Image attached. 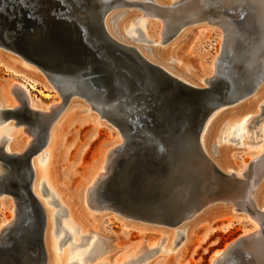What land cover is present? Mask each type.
<instances>
[{
  "label": "bare ground",
  "instance_id": "bare-ground-1",
  "mask_svg": "<svg viewBox=\"0 0 264 264\" xmlns=\"http://www.w3.org/2000/svg\"><path fill=\"white\" fill-rule=\"evenodd\" d=\"M17 1L23 5L29 3L36 7L61 9L67 17L68 13L79 16L82 27L75 26L70 17L67 19V22H71L70 26L72 31L74 30L73 35H76V40L92 38L97 47L102 43L106 51L123 64L126 63V56L133 58L143 68L144 75L134 89L111 95L110 93L105 95L104 92L96 95L93 90L112 87L106 85L105 81L99 82V77L93 71L98 65L96 64L98 58H102L100 52H97V55H87L84 53L85 50L81 49L84 59L68 63L60 77H57L25 57L22 54V48L13 42L15 36L9 37L6 34L7 31L0 30V48L36 66L45 76L47 83L56 89L63 102H66L42 107L32 98L31 91L35 90L33 85L29 86L26 82H13L9 86L0 83V127L2 128L0 129V166L2 168L0 196L4 198V201L11 202L9 207L12 210V217L0 222V248L8 247L10 238L16 234L18 239L12 251H19L18 253L13 251L11 253L13 257L0 254V264H42L39 253L41 249L45 253V264H65L64 260H53L50 251L52 246L62 247V251H59L62 254L68 247L71 260L67 264H138L132 263L138 256L123 259L121 262L110 261L116 254L107 255L114 251L118 254L121 248L112 245L111 239L91 232L86 223L79 222L73 217L68 201L65 200L66 196L61 191L59 180L52 170L53 150L61 137L62 126L67 123L68 116L73 113L88 114L89 111L97 114V117L92 115V119L99 126L108 125L116 138L113 143L115 146L103 155L101 166L86 188L85 202L93 218L97 217L95 213L105 217L109 212H113L122 216L123 222L128 220L137 222L134 223L135 225L141 224L137 226L140 229L136 227L135 229L144 233L147 229L151 231L160 227L172 229L171 233L162 234L161 239L170 246H176L181 235L184 234L187 237L191 227L210 210L211 206L218 202L232 203L236 206L232 208L234 212H243L245 216L242 217L245 220L249 222L252 220V227L246 229L243 236L227 246L225 250L217 251L212 257L211 264H227L228 254L241 240L252 247L247 245L250 248L247 249L248 253L251 250L261 257L260 255L264 253V166L253 183L244 181L242 178L246 177L249 169L251 171V163L264 157V137L260 142L250 143L249 132V129L261 120L260 117L258 118L260 112L262 110L264 112L263 36V43L252 49L247 57L239 60L235 58V61L241 63L242 69H240L224 63L223 56L230 48L228 43L233 39V29L217 10H208V0ZM12 3V0H4L3 7L7 10ZM121 10H137L141 13L127 20L125 27L130 21H134L135 24L125 33L123 29L121 30L122 21L128 18L129 13L116 12ZM10 15L12 17L13 14L10 13ZM146 20L151 21L146 24ZM204 25L221 30L220 40L223 49H226L213 59L209 73H202L198 78L195 76L188 78L185 69L180 70L176 63L186 69L188 66L175 58L173 61L174 46L169 44L183 40L192 28ZM87 26L91 29H87ZM87 30L90 32L89 35ZM122 33L124 36L121 35ZM150 36L157 38L158 42L151 40ZM126 40L137 45L129 44ZM151 44L168 46L161 54L153 49ZM79 47L82 48V46ZM9 59L10 65L7 66L12 73L32 81L26 71H20L12 65L14 61L16 62L14 58ZM102 66L113 70L108 64L103 63ZM234 78L238 81V85H235ZM175 86L178 88L179 95L173 93ZM23 95L25 100L22 98ZM25 103L29 108L46 113L44 116L47 119H44V125L35 123L36 121L31 118H24ZM228 105L234 106L233 110H240L242 114L239 113L236 117L231 115L232 113L222 116L214 114ZM250 107L252 109L247 110ZM209 111L212 113L201 128L204 114ZM233 118L236 119L229 127L236 121L239 120V122L230 130L227 129L222 144L228 142L245 151L250 150L246 154L252 158L251 162L246 161L236 168L229 165L226 161L227 151L221 149L216 142L220 126L226 120L231 121ZM12 122L13 125H11ZM15 128L18 130V138L24 140L20 147L16 144L17 140H13V135L8 134ZM257 128L261 135H264V119ZM139 151L145 156L142 161L145 159L148 161L144 168L147 172L144 175L148 177L146 181L148 186H136L141 196L138 204L147 206L151 203L150 208L154 215L124 206L123 202H117L115 192L112 191L117 171L123 170L129 178L131 173H134L135 170H131L137 164L136 155ZM31 154L30 165L33 170L31 193L43 212L45 224L41 247L33 246L30 249V261H25L23 254L26 251L25 240L27 241L28 236L26 234L21 237L17 231L21 221L31 225L34 222L32 218L24 214L26 207L33 209V202L26 197L20 185L23 184L20 181L21 175L27 171L25 158ZM118 158L121 159L117 160ZM154 172L157 176L153 175ZM188 176L189 178L200 177L201 193L197 195V202L193 206H181L177 212L176 206L186 200L182 194L185 189L182 183L185 180L188 184L186 181ZM109 177L112 178L111 182H107ZM11 180L19 186H9L8 183ZM130 180L132 182L133 178ZM236 181L241 183L240 189L234 188ZM102 188L104 192L99 191ZM129 192H131L130 189ZM167 209L173 212V216L174 213L176 214V221L166 220ZM161 211H163L162 215ZM130 225L132 224L125 222L123 228L128 231ZM229 227L230 225H227L225 230ZM154 247L155 245L150 251ZM161 248L159 252L162 255L173 250V248L167 249L166 245ZM16 254H19L21 258L16 259ZM143 257L139 264H149V258L144 254ZM259 264H264V259L259 260Z\"/></svg>",
  "mask_w": 264,
  "mask_h": 264
},
{
  "label": "rangeland",
  "instance_id": "rangeland-1",
  "mask_svg": "<svg viewBox=\"0 0 264 264\" xmlns=\"http://www.w3.org/2000/svg\"><path fill=\"white\" fill-rule=\"evenodd\" d=\"M207 3L209 11L217 10L220 16L224 17L232 26L233 39L229 41L228 46L230 47V50H226L227 52L224 54L223 59L227 66L229 65L230 67H233L232 63L235 61V58L239 60L243 57H247L252 49L263 43L264 0H208ZM116 12L129 13L127 14L128 18L122 21L123 26L121 27V30L123 29V33L135 24L134 21H130L125 27L127 20L134 15L141 14L137 10H121ZM148 21L150 22L151 20H146L145 23L147 24ZM111 27L113 29V26ZM123 33L121 34L122 36H124ZM220 34L221 30L212 29V27L210 28L204 25L203 27L192 28L183 40H177L169 44V46H174V52L172 53L173 61L175 58L188 66V69H186L176 63L180 70L184 68L188 73L186 77L192 78L195 76L198 78L202 73H209L213 59L217 54L222 53V51L226 49H223ZM150 39L158 42L157 38H153L152 36H150ZM126 42L133 44L134 46L137 45L130 40H126ZM16 44L28 53H38L39 51L36 46H33L28 42L23 44L17 40ZM167 46L168 45H152V48L163 54V51ZM45 56L47 55L45 54ZM8 57L14 58L16 62L14 61L12 65H15L17 67L15 68H19L18 70L20 71H26L29 78H32V81H29L28 79L26 80L12 73L7 66L10 65V63H8V61H10ZM241 67L242 66L239 68L242 69ZM13 82H26L29 86L33 85L35 90L31 91L32 98L39 106L47 107L58 102L63 104L66 103L61 99L60 93L47 83L45 76L36 66L26 62L20 56L0 48V83L9 86ZM45 95L48 96L46 97ZM22 98L25 100L24 95ZM233 107L234 106L231 105L225 106L220 108V110L216 111L214 114L222 116L223 114L232 113L231 115H234L235 117L236 115L238 116L239 113L242 114L240 110L234 111L233 109H235V107ZM250 109H252V107L247 110ZM23 110L24 118L26 119L31 118L32 120H35L36 117L40 119L38 121L47 119L46 116H44L46 113L44 114L35 108H29L26 103ZM92 115L96 116L97 114L89 111L88 114L73 113L68 116L67 123H64V126H62L63 130L61 137L53 150L52 170L59 180L62 189L61 191L66 196L65 200L68 201L69 210L73 217L79 222L86 223L88 225V230L91 232L99 233L105 238L111 239L112 245H115L116 248H121V251H119L118 254L114 251L107 255L111 256L116 254L115 257H113V260H110L111 262H121L123 259H131V257L138 256L140 257L139 260L135 261L138 258L135 257L136 259L134 258L135 260H133L132 263L139 264L143 260H141V258H144V254L149 258V264H211L212 257L217 251L225 250L231 243L238 241L243 236L246 229L252 227V220L250 222L245 220L242 217L244 215L243 212H234L232 210V208L236 207L232 205V203L218 202L214 204V206H211L210 210L202 215L195 225L191 227L187 237L182 234L177 241L178 245L170 246L164 239H161V236L168 232L171 233L173 231L172 229L171 231L168 228L163 227V229L160 227V229L163 230L156 228L159 230L152 229L150 231V229H147L144 233L137 230L140 229L137 226H140L141 224L138 223L135 225L134 223L137 222L128 221L126 219V221L123 222L124 218L113 212H109L105 217H100V213H95L97 217L93 218L87 203L85 202L86 188L91 182L97 169L101 166L104 159L103 155L115 146L113 143L116 138L114 132L109 129L108 125L99 126L96 121L92 119ZM41 116L43 118H41ZM258 118L261 119L258 124L249 129L251 135L250 143L260 142L264 137L257 128V126L261 125L262 120L264 119L263 110L260 112ZM235 119L236 118H233L231 121L226 120L224 124L220 126L216 140L219 147L227 151L226 161L232 168H236L246 161H252V158L246 154L250 150L245 151L243 148H239L228 142L222 144V139L226 135L227 129L229 128L230 130L231 127L237 125L239 122L238 120L229 127ZM11 125H13V122ZM0 129L2 130L1 127ZM17 131L18 130L15 128L12 133L8 134L13 135V140H17L16 144L20 147L24 140L18 138ZM120 159L121 158H118L117 160ZM263 166L264 157L251 163L250 168H252V172L249 169L247 171L248 174L245 173V175L247 174L248 176L246 175V177H243L242 179L249 183H253V180L260 175ZM1 170L2 168L0 166V171ZM187 179L188 180L186 181L188 184L185 180L182 183L183 188H185L182 194L186 200L184 203L176 206L178 207L176 208L177 212L180 210L181 206H193L194 203L197 202V195L201 193L200 177L189 178L188 176ZM107 180V182H111L112 178L109 177ZM115 184L113 186H115ZM234 184V188L240 189L241 183L236 181ZM192 190H194V192ZM99 191L104 192V188ZM129 198H132L131 200L135 199L133 194H131ZM120 200L126 202V199L120 198ZM188 202L191 203L189 204ZM10 204L11 202L4 201V198L0 196V222L12 217ZM160 214L162 215L163 211H161ZM175 215L176 214L174 213V217H176ZM125 222L132 224L128 228V231L123 228ZM227 225H230V227L225 230ZM135 227L137 229H135ZM54 239L57 240L56 237H54ZM242 243L245 244L242 245ZM153 245H155V247L150 251ZM165 245L167 249L173 248V250L170 253L162 255L159 251L162 249L161 247ZM247 245L248 243L246 244L245 241L239 242L227 256V264H259V260L263 261L264 253L260 255L261 257H259L258 254L253 253L251 250L250 253H248L249 251L247 249H250L249 247L251 246L248 245V247ZM58 247L52 246L50 250L51 257H53L54 261H59L61 259L67 264L68 261L71 260V254L68 247L64 249V254L59 253V251H62V247ZM245 249L247 251H245Z\"/></svg>",
  "mask_w": 264,
  "mask_h": 264
},
{
  "label": "water",
  "instance_id": "water-1",
  "mask_svg": "<svg viewBox=\"0 0 264 264\" xmlns=\"http://www.w3.org/2000/svg\"><path fill=\"white\" fill-rule=\"evenodd\" d=\"M9 1V0H6ZM11 1V0H10ZM12 5L9 7V9H5L3 7L4 0H0V26L1 31H7V35L9 37H14L15 39L13 42L16 44L17 40L20 41V43H30L33 46H36L38 48V53H28L23 50V55L30 60L34 61L36 64H38L43 70L46 72L53 74L57 77H60L61 72L63 71L65 65H68V63L73 62V60H83L84 55L81 53V49H83L85 54L89 55H97V52H100L101 57L98 58V62L96 64L97 67L94 68V73L99 77L98 81H105L106 85L112 86L110 89H100V90H93L94 94L99 95L100 93L104 92L103 94L110 93H123L125 91H129L131 89L136 88L138 86V83L140 82V78L144 75L143 68L137 63L133 58L126 56L125 57V64L121 63V61L118 58H113L112 55H110L106 49L104 48V45L99 44V46H95L93 43L92 38L84 39L82 41L76 40L75 36L73 35V31L71 29V22H67L68 17H70L71 21L73 20V23L77 27H82L83 24L79 23V16L68 13V17L65 15V13L62 12L61 9H53V8H44V7H36L34 5H31L29 3H26L28 5L19 4L17 0H12ZM16 2V3H15ZM19 4V5H18ZM4 8V9H3ZM11 14L12 17H11ZM72 16V17H71ZM91 27L87 26V29ZM20 29V30H18ZM90 32L87 30V35H89ZM10 43V42H9ZM14 44V45H15ZM79 46H82L80 48ZM18 49V48H17ZM40 52V53H39ZM44 54V55H42ZM45 54L47 56H45ZM110 65L111 69H107L102 66V64ZM239 61H234L233 65L235 68H239L241 65ZM235 85H238V81L236 78H234ZM181 83V82H180ZM187 87H190L187 84H184ZM173 93L176 95H179L178 88L175 86ZM213 111V110H212ZM212 111L205 112L203 120L201 121L200 127L203 128L205 125L207 119L211 115ZM40 120L38 117L35 119V123L38 122L40 125H44L45 120ZM9 155V154H7ZM31 155H27L25 158L26 160V167L27 171H25L21 175L20 181L23 184L21 185V188L23 189V193L26 195L27 198L32 200V206L33 209L31 210L29 208L24 209V214H27L28 218H32L34 220L33 224L25 223V221H21L18 224V231L21 234V237L23 235L28 236L27 241L25 240L26 244V251L23 254V258L26 259L25 261H30V249L33 248V246L37 245L41 247L43 243V227L45 224V219L43 212L38 207L35 199L32 196L31 193V181H32V173L33 170L31 168ZM137 157V164L134 167L133 170L134 173H131L130 178H133L132 182L130 178L128 177L126 173L123 172V170L117 171V174L115 175V183L116 185L112 187V191L115 192V195L117 197V202H122L120 198L126 199V202H123L124 206L129 207L131 209H134L136 211H141L143 213H150L154 215V212L150 208V204L147 206L140 205L139 206V200L141 199L140 194L136 190V186H148L146 183L148 177H146L147 174L146 170L144 169L145 166L148 164V161L144 159V154L139 151ZM152 161V160H151ZM155 176L157 174L154 172ZM2 179L0 180V182ZM8 185L12 187L19 186L18 183L15 181H9ZM8 186V187H9ZM129 189L131 192H129ZM10 190V189H7ZM133 194L135 199L131 200L129 196ZM177 218L173 216V212H170L168 209L166 211V220L169 222L176 221ZM16 233V232H15ZM16 234L10 238L9 246L8 247H2L0 248V254L2 255H10L14 256L11 253L13 251L12 247L17 242ZM243 241V240H241ZM238 245L235 244L234 248ZM43 248V247H42ZM233 248V249H234ZM232 249V250H233ZM231 250V251H232ZM40 253V260L42 264H45L46 257L44 250L41 249L39 251ZM229 255V254H228ZM16 259L21 258L19 254L15 255Z\"/></svg>",
  "mask_w": 264,
  "mask_h": 264
}]
</instances>
